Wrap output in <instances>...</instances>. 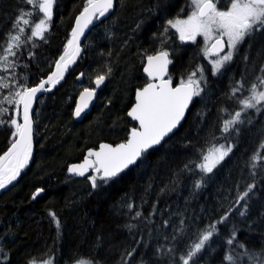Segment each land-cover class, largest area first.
Returning a JSON list of instances; mask_svg holds the SVG:
<instances>
[{"label":"trees","instance_id":"obj_1","mask_svg":"<svg viewBox=\"0 0 264 264\" xmlns=\"http://www.w3.org/2000/svg\"><path fill=\"white\" fill-rule=\"evenodd\" d=\"M84 4L85 0H56L46 39L34 37L22 44L16 57H9L17 66L8 71L0 68V78L10 84L0 88V101L16 90L17 82L32 87L52 73ZM189 4L190 0H117L111 15L94 20L79 61L58 88L42 93L38 100L33 159L17 180L1 189L0 264H29L34 258L37 264L48 258L52 264H181L180 257L200 234L226 214L227 220L216 224L218 231L194 258L196 264H229L225 260L229 253L235 264H252L245 252L264 256V167L258 166L253 176L249 166L264 140V110L247 111L251 123L246 120L239 125V136L233 134L226 140L228 134L222 132L228 113L241 107L237 98L248 96L247 88L260 75L264 36L257 34L251 47L246 40L227 69L214 76L203 52L205 46L196 44L203 48L187 50L195 45L184 46L174 29L163 33L167 20L178 14L187 17ZM21 8L30 6L24 0H0V43ZM29 34L26 31L22 39ZM161 50L171 56L169 77L175 84L197 66L205 70L207 86L194 97L182 125L118 177L107 183L98 179L101 186L97 188L87 176H69L68 166L83 159L89 148L103 141L125 142L131 128L137 127L128 111L136 90L149 82L143 72L147 56ZM245 54L248 61L242 59ZM109 68L111 74L94 108L76 121L73 111L78 95L84 88L95 87V77ZM81 73L84 79L79 81ZM242 76L245 90L230 98ZM0 107L8 109L0 119L15 118L21 123L20 108L17 115L15 105L4 101ZM14 131L8 123L0 125V155L10 147ZM229 143L233 151L213 173L201 172L202 156L213 146ZM201 178L202 186L196 189ZM250 183L256 187L241 216L245 201H236ZM38 188L43 191L33 199ZM50 213L60 221L59 229ZM234 230L243 248L227 244ZM160 247L164 252L158 254ZM169 248L172 253H166ZM132 249L135 253L128 257Z\"/></svg>","mask_w":264,"mask_h":264},{"label":"snow or ice","instance_id":"obj_2","mask_svg":"<svg viewBox=\"0 0 264 264\" xmlns=\"http://www.w3.org/2000/svg\"><path fill=\"white\" fill-rule=\"evenodd\" d=\"M24 2L30 8L19 10V14L13 21L12 29L6 34L4 41L0 43V68L4 71L14 69L17 66L16 61L10 60L9 57H16L22 44L31 41L34 37L46 39L45 33L49 30L56 0H24ZM220 3L221 0H190L191 11L187 17L182 19L179 18L178 14L177 17L167 20L163 29V33H167L170 28L175 29L179 33L181 41L195 42L197 36H202L205 41L203 52L205 57L210 60L211 73L214 76L222 74V70L227 69L234 56L239 53L240 46L246 40L249 41V47H251V41L257 34L264 36V0H228V4L223 7L218 6ZM113 7L114 0H85L82 11L76 17L71 39L67 41L64 53L55 62V71L35 87L17 82L16 90L10 92L9 96H4L3 101H0V103L6 101L8 104L15 105L17 115H19L20 106L23 107L22 124L15 118L10 119V121L0 119V125L8 123L15 128L10 147L3 155H0V189H5L7 185L17 180L21 170L28 164L32 155L33 121L30 110L33 102L37 99V93L42 90L49 91L50 89L46 88L45 85L54 86L63 79L69 65L74 63L81 53L80 37L84 35L85 29L93 23L94 19L99 20L101 17H105ZM183 11L182 8L181 12ZM40 13L43 14L42 18L39 17ZM26 31H30V34L22 39ZM242 59L248 61L249 56L245 54ZM170 63L172 61L169 59L168 51L161 50L155 55L147 56V67L144 71L151 80H158L159 82H150L136 91V102L128 112V116L138 122V127L131 128L126 142L115 146L101 144L98 151L89 150L84 162L70 166L68 168L69 173L84 176L88 169H94L99 176H89L88 179L91 181L92 187L97 188L101 186L97 183L98 179L107 183L109 180L118 177L130 165H135L149 149L161 145L165 137L177 128L193 98L200 96L201 92L204 91V87L207 86V78L204 76V68L197 66L196 70L190 72L186 79H181L180 83L173 87L171 77L165 79ZM259 72L260 75H257L250 87L247 88L250 94L243 98H237V103L241 105L240 109L228 113L230 118L223 121L222 132L228 134L224 139H229L233 134L239 136V125H243L246 120L247 123H251V120L247 119L246 116L249 109H254L256 112L264 110V62L260 64ZM110 74L111 68L105 74L97 75L94 81L96 88H99L104 83L106 76ZM198 74L199 78H197ZM80 75L83 76L84 74L81 73ZM9 87L10 84L5 82L4 78H0V88ZM242 90H245V77L243 76L232 87L230 98L236 97V94ZM95 91V88H84L80 93L79 103L74 111L76 117H80L88 108ZM7 112V108L0 107V117ZM233 147L234 145L229 143L227 146L220 144L218 147L213 146L209 149L207 154L202 156V163L198 165L201 172L213 173V170L233 151ZM262 150H264V140L261 141L258 150L250 158L249 166L253 169L251 173L253 176L256 175L254 170L258 166L264 167V164L261 163L264 162ZM92 157L95 159H91ZM185 167L187 168V165ZM202 183L203 178L196 182L195 188L199 189ZM255 187V183L248 184L246 191L237 198V204L240 201H245L244 210L239 213L241 216L246 214L247 199ZM42 191L43 189L38 188L33 193V199ZM50 215L59 229L61 225L60 221L56 219L55 213H50ZM136 215L140 216L141 214L137 212ZM227 218L226 214L216 223L210 224L200 234L198 240L190 246L186 254L180 257L181 264H196L194 258L218 231L216 224L223 223ZM234 243L238 247H244L243 244L236 241L235 230L227 240V244L230 246ZM0 251L3 250L0 249ZM163 252L162 247L157 249L158 254ZM172 252V248L166 250V253ZM134 253L135 249H132L126 255L131 257ZM244 255L248 256L252 264H264V256L261 253L245 252ZM225 260L229 264H235V257L231 253L225 256ZM29 264H37L36 259L30 260ZM39 264H52V260L51 258L44 259ZM78 264H85V262L79 261ZM87 264H92V262L89 261Z\"/></svg>","mask_w":264,"mask_h":264},{"label":"water","instance_id":"obj_3","mask_svg":"<svg viewBox=\"0 0 264 264\" xmlns=\"http://www.w3.org/2000/svg\"><path fill=\"white\" fill-rule=\"evenodd\" d=\"M116 1H117V0H114V7H113V9H112L108 14H106V16H109V15H111V14L114 12L115 7H116ZM79 14H80V13H79ZM79 14H78V15H79ZM78 15H77V16H78ZM75 20H76V18H75ZM94 20H95V19H94ZM94 20H93V22H94ZM92 24H93V23H92ZM92 24H90V25L85 29V31H84V35L80 37L81 53H80V55L76 58V61H75L74 63H72V64L69 65L68 70L64 73V77H63V79H61V80L59 81V83L55 84L54 86H53V85H45L46 88H49V89H50L49 91H43V90H42L41 92H38V93H37V99L33 102L32 109L30 110V116H31V119H32V121H33V124H32V129H33V139H32V155H31L29 161L33 159L34 152H35V143H34V138H35V119H34V114H35V111H36V108H37L38 100H39V98H40V96H41L42 93H46V92L54 91V90L59 86V84L64 80V78L66 77L67 73H68V72L72 69V67H73V66L79 61V59L81 58L82 52H83V46H82V43H83V41H84V39H85V36H86L87 32H88L89 29L91 28ZM74 27H75V22H74V26H73V28H74ZM226 50H227V49H225V51H226ZM154 55H155V54H154ZM169 59L171 60V56H170V54H169ZM170 66H171V63L168 65V74L165 76V79H168V78H169ZM146 67H147V58H146V60H145V64H144V67H143V72H144L145 75L148 77L147 73L144 71V69H145ZM54 71H55V67H54V70H53L52 72H54ZM48 76H49V75H48ZM48 76H47V77H48ZM47 77L44 78L43 80H46ZM82 79H83V76L79 75V76H78V80L81 81ZM148 79H149V82H148V83H150V82L158 83V82H159L158 80H157V81H153V80H151L149 77H148ZM171 79H172V78H171ZM41 81H42V80H41ZM41 81H40V82H41ZM106 81H107V77H106L104 83L101 84V85L99 86V88H96V85H95V87H93V88L96 89V91H95V95H94V97L92 98V100L89 102L88 108L85 109V111L81 114L80 117H76V116L74 115V111H75L76 105L79 103V95H80V94L78 95V98H77V101H76V105H75V108H74V111H73V117L75 118L76 121H81V120H83L84 117L87 115V113H89V112L94 108V106H95V104H96V102H97V99H98L99 91H100L101 89L104 88V86H105V84H106ZM40 82H39L38 84L32 86V87L38 86V85L40 84ZM148 83H147V84H148ZM94 84H95V83H94ZM147 84H146V85H147ZM146 85H145V86H146ZM177 85H178V84H175L174 81H173V79H172V86L175 87V86H177ZM143 87H144V86H143ZM143 87H141V88H139V89H142ZM90 89H91V88H90ZM137 90H138V89H137ZM137 90H136V91H137ZM82 91H83V90H82ZM82 91H81V92H82ZM81 92H80V93H81ZM135 94H136V93H135ZM193 99H194V98H193ZM135 102H136V101H134V103H133V105L130 107L129 111H130L131 108L134 106ZM192 102H193V101H192ZM192 102L190 103L188 109L186 110V112H185V116H184V118L181 120L180 124L177 126V128H175V129L173 130L172 133H169V135H168L167 137H165L164 141H165L166 139L170 138V137H171V136L177 131V129L182 125V123L184 122V120H185V118H186V116H187V112H188L189 108H190L191 105H192ZM129 111H128V112H129ZM20 114H21V124H22V123H23V107H22V106L20 107ZM128 118H129L130 120L134 121L131 117L128 116ZM134 122H136V121H134ZM136 123H137V127H138V122H136ZM164 141H162L161 144H162ZM125 142H126V141H125ZM121 143H122V142H121ZM101 144H110V145H112V146H115V145H117V144H119V143L114 144V143H110V142H108V141L100 142L99 145H98L96 148H89V149L86 151V153H85L83 159H81V160H79V161L72 162V163L68 166V168H69L70 166H72V165L82 164V163L84 162V159H85L86 156H87L88 151H89V150L98 151V150H99V147H100ZM158 146H160V145H158ZM158 146H155L154 148H156V147H158ZM152 149H153V148H152ZM149 150H150V149H149ZM91 159H95V158L92 157ZM29 161H28V162H29ZM137 162H138V161H137ZM136 164H137V163H136ZM136 164H135V165H136ZM132 166H134V165H130L129 168L132 167ZM25 167H26V166H25ZM24 169H25V168H23L21 171H23ZM125 170H126V169H125ZM125 170H124V171H125ZM91 173H95V174H97V173L94 171V169H91V168L88 169V171L85 173L84 176H79V175H76V174H73V173H69V171H68L69 176H71V177H73V178H84V177L88 176V175L91 174ZM121 173H122V172H121ZM1 192H2V190L0 189V193H1Z\"/></svg>","mask_w":264,"mask_h":264},{"label":"flooded vegetation","instance_id":"obj_4","mask_svg":"<svg viewBox=\"0 0 264 264\" xmlns=\"http://www.w3.org/2000/svg\"><path fill=\"white\" fill-rule=\"evenodd\" d=\"M224 2V5H227L228 4V1L226 2L225 0H221V4ZM219 7H221L220 5H218ZM203 40H204V38L202 37V36H197V38H196V41L194 42V43H196V44H201L202 42H203ZM181 41V40H180ZM182 43H183V45L184 46H186V44H188V45H190L191 43L190 42H192L193 43V41H181ZM187 48V50H197V49H199L200 47H192V46H190V47H186ZM201 49V48H200ZM227 51V50H226Z\"/></svg>","mask_w":264,"mask_h":264},{"label":"rangeland","instance_id":"obj_5","mask_svg":"<svg viewBox=\"0 0 264 264\" xmlns=\"http://www.w3.org/2000/svg\"><path fill=\"white\" fill-rule=\"evenodd\" d=\"M184 18H186V17H184ZM183 19V18H182ZM174 31H175V33H176V35H177V38H179V33H177L176 32V30L174 29ZM180 40V39H179ZM191 44L190 45H195V46H192V47H196V43H192V42H190ZM203 46H205V41L203 40V42L201 43ZM200 48H203V47H200ZM212 59H215V57H212ZM208 61H209V64H210V66H211V63H210V60L208 59ZM96 128H98V125L97 124H95L94 125ZM101 128H103V126L101 127ZM103 131H105V128H103L102 129ZM219 145H217V147H218ZM227 146V145H226ZM91 175V174H90ZM89 175V176H90ZM93 175H95V173H93ZM96 175H99V174H96ZM89 176H87V177H89ZM89 180V179H88ZM76 264H78V263H76Z\"/></svg>","mask_w":264,"mask_h":264},{"label":"bare ground","instance_id":"obj_6","mask_svg":"<svg viewBox=\"0 0 264 264\" xmlns=\"http://www.w3.org/2000/svg\"><path fill=\"white\" fill-rule=\"evenodd\" d=\"M84 79V78H83ZM58 88V87H57ZM100 142V141H99Z\"/></svg>","mask_w":264,"mask_h":264}]
</instances>
